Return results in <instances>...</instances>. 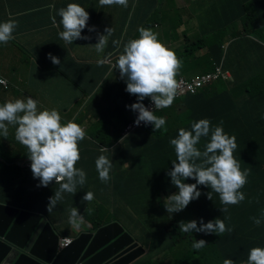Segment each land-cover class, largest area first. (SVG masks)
Wrapping results in <instances>:
<instances>
[{
	"label": "trees",
	"instance_id": "obj_1",
	"mask_svg": "<svg viewBox=\"0 0 264 264\" xmlns=\"http://www.w3.org/2000/svg\"><path fill=\"white\" fill-rule=\"evenodd\" d=\"M157 1L143 0L145 6L135 9L138 17L148 21L153 14L156 17L153 19L161 22V13L152 11ZM263 1L253 0V5L257 2L255 6L259 7ZM44 2L50 0H37L35 5L40 7L39 10L31 9L29 15L44 17L45 12L40 11ZM140 5L142 4L139 3ZM258 16L261 22H264V12L259 11ZM44 20L41 19L42 25ZM251 32L252 30L244 29V34L240 32L239 36L231 38L232 43L225 42L227 37L224 36L212 39L207 44L211 46L216 43L219 60L212 64L221 67L222 72H230L231 78H221L217 85H210L196 95L189 92L176 94L171 107L154 114L166 120L164 128L167 131L163 128L153 131L152 125H148L124 137L125 127L136 118V113L125 106L137 102L135 96L126 93L119 92L116 100L105 97L103 103H99L98 109L84 110L77 124L83 127L85 117L91 114L96 121L89 126L90 130L85 131L86 138L78 145L80 159L75 167L86 173V182L83 186L77 185L75 194L62 193L63 199L57 202L51 212L46 210L49 198L59 190L60 184L52 181L47 187H37L39 180L33 179L31 170L23 174L17 166L16 170L11 171L8 166L3 167V164H0V202L28 209L26 197L34 196L40 203L29 204L35 207L30 210L47 217L56 232L63 237L68 236L67 229L71 227L69 215L73 207L84 216L86 223L81 227L85 231L93 232L113 221L120 222L133 235L137 230L145 234L148 228L155 227V231H148L154 239L145 243V246L150 254L153 253L152 257H161L160 264L168 261L167 256L170 253L173 255L171 260L179 259L178 263L174 264H219L225 259H231L234 264L247 263L252 248H264V46H259L253 41L247 42V45L243 42L247 33ZM256 33L261 35L263 30H256ZM194 44L201 48L202 40ZM236 45L239 49L243 47L244 52L248 53L245 59L240 52L230 54V48H238ZM107 47L106 53L110 54ZM174 53L182 61L177 81L190 82L203 73L201 66L190 65L188 62L186 63L190 66L186 70L182 60L184 52L177 48ZM75 84L79 86L77 80ZM147 102L148 98L142 101L144 105ZM116 108L120 111L116 112ZM201 119L209 120L210 128L222 126L225 134L236 137L237 148L234 151L237 159H241V171L250 168L247 183L239 190L245 195V200L236 205L225 206L221 203L219 194L212 192V200H209L206 193L212 191L211 188H200L198 185L201 196L184 209L187 217L181 218V213H173L169 218L164 203L157 202L155 196L157 193L169 196L176 191L167 175L172 170V162L176 160L174 146L170 144V140L178 137L180 129L191 131L192 124ZM210 135L211 133L208 137H202L196 145L201 152L210 142ZM100 147H107L110 151L101 153ZM141 153L148 154L153 179L158 180L155 191H150L151 181L142 183L140 168L132 162L137 160ZM100 155L107 156L112 162L110 180L107 183L102 182L98 173H95V161ZM189 180L191 179H186L184 183ZM152 191L154 192L150 193ZM86 192L94 194L92 201L83 200ZM112 197L115 198V203L112 202ZM225 207L227 211L223 212ZM104 208L108 211H104ZM111 209L113 213L109 212ZM192 216L196 218L198 227L201 218L205 223L219 218L224 221L226 227L233 230L231 233L226 231L223 234L208 235L184 233L179 223L188 222ZM253 217L261 219L260 225L253 223ZM199 240H205L206 246L194 250L193 243ZM142 260L143 258L138 261L145 264Z\"/></svg>",
	"mask_w": 264,
	"mask_h": 264
},
{
	"label": "clouds",
	"instance_id": "obj_2",
	"mask_svg": "<svg viewBox=\"0 0 264 264\" xmlns=\"http://www.w3.org/2000/svg\"><path fill=\"white\" fill-rule=\"evenodd\" d=\"M133 1L99 0V5L127 7ZM49 7L54 8L55 6L49 5ZM243 8L245 9L246 7L243 6ZM245 12H247L246 9ZM58 15L61 17L59 25L63 26V31L59 33V38L65 43L73 44L75 40L91 39L89 36L81 35V32L87 26V21L90 19L84 7L76 3H70L66 8H61L58 11ZM252 21L253 25L255 24L252 31L264 27L263 21ZM52 22L54 26H59L55 17H52ZM247 22L250 25L251 19ZM249 25H243L241 30L243 34L244 29L249 30ZM17 26L18 22L11 19L0 23V44H7L14 39L13 32ZM155 27L157 26H142L138 30V39L130 40L125 46L121 43L106 57L105 66L108 68L105 69L104 81L100 87V90L104 89L106 91L105 97L112 100L117 99L119 92L133 95L137 98L136 103L125 106L133 113H136L135 120L129 124L133 122L134 126H140L142 122L144 124L136 130L152 125L153 131L162 128L167 131L164 128L166 120L154 114L171 107L176 94L182 95L189 92L191 95H196L210 85H217L221 78H231L230 72H222V68L219 66L213 65L214 69L212 67L210 69L211 72H207L210 70H206L203 67L200 56L191 55L187 62L201 66L203 73L193 81H184L183 84H185L186 90H183V93L179 92L178 83L181 80L177 81L176 77L182 66V61L174 53L177 49L175 46L165 45L159 40ZM88 31H95V28L90 27ZM112 31L113 29L111 28H105L104 32L106 34L97 35V43L94 47L98 54L104 51L108 39L112 38ZM216 32L211 31L208 33L209 37H204L202 42L208 44L212 39L219 38V36L213 35ZM246 38H251V34L247 33ZM230 40L232 43L233 40L231 38ZM113 44L119 45V41H113ZM47 58L51 60L53 65L60 64L59 58L51 53L47 54ZM98 63L103 64L104 61L100 60ZM216 75L218 77L213 79V76ZM0 84L6 86L7 82L4 79H0ZM145 98L152 102L154 105L153 109L146 107L148 102L146 105L142 103ZM116 109V112L120 111V109ZM222 123L221 121V125ZM8 125L16 126L15 139L28 150L32 176L34 179L39 180V184L36 186L47 187L52 181L60 184L59 190L49 198L46 209L49 213L57 202L63 199L62 193L75 194L77 185L83 186L86 182V173L82 169L75 167L80 159L79 142L86 138L85 127H81L73 121H68L62 125L61 115L58 110L37 111V102L30 97L15 99L14 101L10 100L0 105V130H2V134L5 137L8 135ZM210 133V142L205 145V150L201 152L196 145L202 137H208ZM170 144L174 146L176 160L172 162V170L167 175L171 178L172 185L178 191L165 199L167 203H164V208L169 214V218H171V214L180 213L190 202L201 196L198 185L211 188L212 191L206 193V198L209 200H212V192L219 194L220 201L225 206L236 205L245 200V195L239 190L247 183L250 168L241 171V159H237L238 156L234 151L237 148L236 137L234 135L229 137V135L225 134L222 126L212 129L210 128L209 120L201 119L192 124L191 131L180 129L178 137L171 139ZM99 151L105 153L110 150L107 147H100ZM197 161L200 162L197 163ZM95 167L99 179L107 183L110 180L111 160L105 155H100L95 161ZM186 179L195 180L196 183L186 184L184 183ZM93 199L94 194L92 192H86L83 197L86 202H90ZM222 211L226 212L227 207L223 208ZM252 219L255 225H260V218L253 217ZM84 222V216H81L78 210L73 207L70 210L69 224L73 228L79 229ZM179 226L184 233L196 232L205 235L213 233L223 234L226 231L231 233L233 230L226 227L224 221L219 218L207 223L201 218L199 227L196 220L181 221ZM83 231L85 230L83 229ZM60 238L70 240L62 243ZM74 238L60 235L59 249L70 245ZM206 243L205 240L195 241L193 249L200 250L206 246ZM143 246L146 248V253L149 252L148 248L145 245ZM223 264H234V261L225 259ZM245 264H264V248H252Z\"/></svg>",
	"mask_w": 264,
	"mask_h": 264
},
{
	"label": "crops",
	"instance_id": "obj_3",
	"mask_svg": "<svg viewBox=\"0 0 264 264\" xmlns=\"http://www.w3.org/2000/svg\"><path fill=\"white\" fill-rule=\"evenodd\" d=\"M36 1L0 0V23L10 19L18 22L13 32L14 39L7 44H0V79L7 81V87L0 84V105L10 100L30 97L40 107L46 104L50 108L56 107L60 112L62 125L68 121L76 123L84 110L98 109L99 103H103L104 97H100V87L104 81L105 69L108 67L105 66V60L103 64L98 61L104 55L105 57L110 55L121 43L125 46L130 40L138 39V30L145 25L146 20H141L135 9L145 5L143 0H134L127 7L100 6L99 0L85 2L84 0H50V2L42 3L44 6L40 11L45 12L44 17L30 16L31 9L36 11L40 8L35 5ZM249 1L158 0L152 11L160 12L162 21L160 25H154L157 26L155 30L161 42L175 46L184 52L182 60L186 70L193 65L186 63L191 55H199L203 67L210 70L213 67L212 62L219 60L216 43L209 46L202 42L201 48L194 43L209 37L208 33L211 31H217L213 34L214 36H226L228 42L231 41L230 38L238 36L243 25H249L243 8ZM70 3L79 4L89 14L90 19L81 35L89 36L91 39H79L73 41V44H67L59 38L63 26L59 25L61 17L58 11L66 8ZM139 3L142 5L139 6ZM159 3L160 8L157 7ZM263 3L264 1L259 4L261 9H264ZM48 4L55 7H49ZM52 17L56 18L59 26L53 25ZM42 18L45 19L44 25L41 24ZM232 25H235V28ZM90 27H94L95 31L89 32ZM105 28L113 29L112 38L107 42V46L111 47V53L103 51L98 54L94 45L97 43L98 34H106ZM248 40L249 38H246L243 42L247 45ZM113 41H119V45H114ZM239 52L245 59L248 53L244 52L243 47L230 48L232 55ZM48 53L58 57L60 64L53 65L47 58ZM73 79L77 80L79 86L73 84ZM69 90L76 93L72 102L66 96ZM90 101L94 103L90 104ZM75 107L77 110L74 116L67 118L68 113ZM94 122L96 121L92 114L85 117L82 123L84 130H90L89 126ZM7 127L6 137L2 134V130L0 132V152L4 154H0V164H3V167L8 166V169L17 166L24 171L30 170L31 161L28 159V150L15 139L16 126L8 125ZM11 134L14 137L8 139ZM111 200L115 203L114 197ZM39 203L30 204L39 205ZM133 236L140 244L145 245L140 232L139 234L135 232ZM134 264H141V262Z\"/></svg>",
	"mask_w": 264,
	"mask_h": 264
},
{
	"label": "water",
	"instance_id": "obj_4",
	"mask_svg": "<svg viewBox=\"0 0 264 264\" xmlns=\"http://www.w3.org/2000/svg\"><path fill=\"white\" fill-rule=\"evenodd\" d=\"M59 237L43 214L0 202V264H133L146 254L118 221L61 249Z\"/></svg>",
	"mask_w": 264,
	"mask_h": 264
},
{
	"label": "rangeland",
	"instance_id": "obj_5",
	"mask_svg": "<svg viewBox=\"0 0 264 264\" xmlns=\"http://www.w3.org/2000/svg\"><path fill=\"white\" fill-rule=\"evenodd\" d=\"M157 7L160 8V3L157 5ZM245 9L247 11L246 14H247L248 20L251 19V24L249 25V30H252V29H254V25H253V21L252 20H260L259 16H258L259 11L264 12V9L263 8L261 9V8L255 6V5H253V0H251L248 3V5L246 6ZM154 12H156V10ZM254 15H255V17H254ZM150 16L151 17L148 19V21H145V25H160L161 24L160 21H156L155 19H153V17H154L153 14H151ZM104 17H106V16H104ZM154 18H156V17H154ZM232 27L235 28V25H232ZM261 29L263 30V33L261 35H258L256 33V31H252L250 33L251 34V38H249V40H248L249 43L251 41H253L256 44H258L259 46L260 45L264 46V27H262ZM225 42H227V40ZM107 49H109L110 53H111V47H107ZM248 49H249V47H248ZM104 52L106 53V48L104 49ZM100 60H103V61L106 60L105 55ZM73 84L76 86L74 79H73ZM66 96H67L68 100H70L72 102V99L75 98L76 93H74L73 90L72 91L69 90V91L66 92ZM105 96H106V91L104 89H102L101 92H100V97L102 98V97H105ZM92 103H94V101H90V104H92ZM52 109H56L57 110L56 107L55 108L54 107L50 108L48 104H46V106L42 105L41 107L37 105V111L52 110ZM76 110H77V107H75L71 112L68 113L67 118H70V117L74 116ZM0 132H1V130H0ZM12 137H14L13 134L9 135L8 139H11ZM0 154H2V153L0 152ZM2 155H4V154H2ZM132 162L135 163L140 168L141 177H142V183L146 184L147 182L151 181V189H150V191L151 190L155 191L156 184H157L158 180L157 179H155V180L153 179V170H152L150 161L148 159V154H142L141 153L139 155V158L137 160H135V161H132ZM10 170L14 171V170H16V167H10ZM21 172L24 174L26 171H24L23 168H21ZM194 183H196L195 180H189L188 182H186V184H194ZM199 187L201 188L202 185H199ZM173 189L176 190L175 193L178 191L175 187ZM154 191H152L150 193H153ZM158 195H159V193H157L156 196H155V197H157L156 198L157 202H159V203H167V201H165V199L167 197L166 195H164V194H161L159 196ZM25 202H26V204L28 206V209H31V208L35 209V207H31V206H29V204L30 203H39V200H37L34 196H27ZM199 204H201V203H197V205H199ZM97 206H99V204ZM103 210L104 211H108L107 208H104ZM184 211L185 210L180 212L181 213V218H186L187 217V213L185 212V214H184ZM109 212L113 213V209L109 210ZM136 220H138V218ZM192 220H196V218L194 216H192L191 219H188V222L192 221ZM84 223H86V222H84ZM68 229H70L72 232L70 230H68L67 234L69 236H73L74 235V237H76L78 235V233L82 232V230H83L82 227H80L79 229H75L72 226L70 228H68ZM151 230L155 231V227L154 228H151V227L148 228V231H151ZM148 231H145V234L140 233V235L144 239L145 243H148V242L150 243V241L154 239L152 237L153 235H151V233H148ZM154 231H153V233H154ZM136 232H138V234H139V230H137ZM151 255L153 256V253L150 254L149 252H147L145 254V256L143 257L142 261L145 262V264H160V262L162 260L161 257H157V256L152 257ZM172 258H173V255H172V253H170L167 256V260L169 262H171L172 264H174L175 262L178 263V260H179L178 258H176L175 260L174 259L171 260ZM168 261L165 260L162 264H168L169 263ZM223 262L219 263V264H223Z\"/></svg>",
	"mask_w": 264,
	"mask_h": 264
},
{
	"label": "built area",
	"instance_id": "obj_6",
	"mask_svg": "<svg viewBox=\"0 0 264 264\" xmlns=\"http://www.w3.org/2000/svg\"><path fill=\"white\" fill-rule=\"evenodd\" d=\"M209 78H211L210 76H208ZM218 77V75H216V76H213V79H216ZM6 81V80H5ZM7 82V81H6ZM183 82L184 81H180L179 83H178V90H179V92H181V93H183V90H186L185 89V84H183ZM2 85H4V84H2ZM5 86V85H4ZM5 87H7V85L5 86ZM188 87H190V86H188ZM146 107L147 108H149V109H153L154 108V105L152 104V102L149 100L148 101V103H147V105H146ZM155 110V109H154ZM144 124H143V122L140 124V126H134V122L133 123H131V124H129L126 128H125V131H124V137H126V136H128L129 134H131L133 131H135L137 128H139V127H141V126H143ZM60 240H61V242L63 243V242H66V241H68V240H70V239H67V238H60ZM61 246H63V244H61Z\"/></svg>",
	"mask_w": 264,
	"mask_h": 264
}]
</instances>
